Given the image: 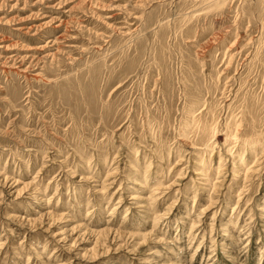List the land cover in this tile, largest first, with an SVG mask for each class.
<instances>
[{"label":"rangeland","instance_id":"374dc122","mask_svg":"<svg viewBox=\"0 0 264 264\" xmlns=\"http://www.w3.org/2000/svg\"><path fill=\"white\" fill-rule=\"evenodd\" d=\"M0 264H264V0H0Z\"/></svg>","mask_w":264,"mask_h":264},{"label":"bare ground","instance_id":"6f19581e","mask_svg":"<svg viewBox=\"0 0 264 264\" xmlns=\"http://www.w3.org/2000/svg\"><path fill=\"white\" fill-rule=\"evenodd\" d=\"M215 136V135H214Z\"/></svg>","mask_w":264,"mask_h":264}]
</instances>
